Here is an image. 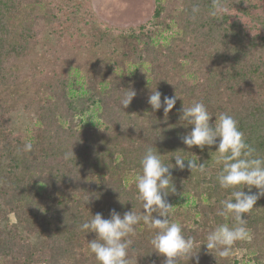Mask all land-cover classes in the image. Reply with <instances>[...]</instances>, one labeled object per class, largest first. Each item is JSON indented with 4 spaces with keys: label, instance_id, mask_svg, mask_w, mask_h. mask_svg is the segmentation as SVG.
I'll return each instance as SVG.
<instances>
[{
    "label": "trees",
    "instance_id": "trees-1",
    "mask_svg": "<svg viewBox=\"0 0 264 264\" xmlns=\"http://www.w3.org/2000/svg\"><path fill=\"white\" fill-rule=\"evenodd\" d=\"M65 2L0 0V264H99L88 248L96 234L79 226L96 213L110 218L112 209L121 216L143 214L134 177L142 174L148 147L168 165L176 153L195 154L205 165L203 173L171 169L176 192L167 197L170 204L185 201L184 211L169 219L196 239L199 264H264V197L243 214L250 237L236 242L230 257L203 245L218 225L235 223L217 212L236 189L218 183L216 146L188 148L180 139L192 130L180 120L182 107L202 101L213 116L210 124L232 115L246 142L264 156V0H224L227 11L220 17L208 14L212 0H157L151 27L126 34L89 23L86 51L96 73L85 80L80 66L65 61L52 76L38 72L28 92H19L15 62L36 47L44 23L55 37L63 35L70 20ZM194 6L200 8L195 18ZM130 87L137 95L124 108L120 98ZM156 88L162 102L178 97L166 122L163 107L153 111L148 103ZM95 107L98 124L85 126ZM17 111L33 113L24 133L13 126ZM26 142L31 152H23ZM72 148L75 157L65 160ZM157 231L141 223L127 237L132 264H163L165 257L150 244ZM179 264L196 262L183 258Z\"/></svg>",
    "mask_w": 264,
    "mask_h": 264
},
{
    "label": "clouds",
    "instance_id": "clouds-1",
    "mask_svg": "<svg viewBox=\"0 0 264 264\" xmlns=\"http://www.w3.org/2000/svg\"><path fill=\"white\" fill-rule=\"evenodd\" d=\"M199 11L198 6L192 8L193 18ZM226 11L224 0H212L208 14L211 17H220ZM126 90L120 98V106L124 108H127L137 95L131 87ZM162 95L156 88L148 97V103L153 111L163 107L166 122L168 113L174 108L178 97L176 94L171 97L164 96L162 102ZM181 111L180 120L186 121L184 126H192L190 132L180 137L182 143L188 148L196 146L201 150L205 146H216L214 152L217 155L214 161L215 165L220 166L218 183L222 188L236 189L231 192L230 199L221 201V208L217 212L219 216L231 215L235 223L232 226L226 223L218 225L207 234L206 243L203 244L209 251H215L220 257L227 258L232 255L236 242L250 237L243 214L250 213L257 200L264 197V156L256 154V150L246 142L238 121L232 115L221 114L214 124H210L213 116L202 101L193 102L188 107L183 106ZM32 149L33 144L26 142L23 152L28 153ZM73 156L72 148L65 151L63 158L69 160ZM171 158L175 159V164H165L162 155L153 147H148L140 160L142 174H137L134 182L138 190L137 199L143 201V214L131 210L121 216L112 209L110 218L105 219L101 213H96L89 221L79 226L81 231L96 234V238L89 241L88 248L99 264H132L128 257L132 241L127 237L134 235L141 223L158 229L150 244L157 254L165 257L163 264H179L183 258L188 261L195 259L196 264H199V251H195L198 242L194 237L184 234L180 223L170 221L174 206L168 202L167 197L176 192L171 169L183 171L187 168L191 173L194 170L203 173L205 165L198 163L199 157L195 154L187 158L176 153ZM245 186L249 189L247 193L242 190ZM253 187L257 189L255 193L251 191Z\"/></svg>",
    "mask_w": 264,
    "mask_h": 264
},
{
    "label": "rangeland",
    "instance_id": "rangeland-1",
    "mask_svg": "<svg viewBox=\"0 0 264 264\" xmlns=\"http://www.w3.org/2000/svg\"><path fill=\"white\" fill-rule=\"evenodd\" d=\"M58 1L60 2V0ZM64 1H66L64 18L67 17L70 20L64 28H59L62 30L63 35L58 38L55 37L53 28L47 27L44 23L41 26L42 36L39 38L36 47L27 58L15 62L19 69V92L27 93L30 83L37 80V74L52 76L54 73L59 72L65 61H72L71 66H80L79 72L86 80L88 76L97 71L96 67L88 64L89 52L86 50L90 45H88L87 40L91 39L89 23H93L102 31L110 34H126L131 31H138L142 26L150 28L157 5V0ZM39 78L40 75H38ZM97 111L95 107L86 114L84 117L85 126L98 124ZM33 120V113L30 112L17 111L12 115L13 126L23 133L31 128L30 123ZM171 205L174 206L171 215H175L177 210L184 211L185 201L180 199L179 202ZM179 206H181V209H178ZM8 220L9 224L15 223V218L12 215L8 216ZM235 256L241 259L244 252L238 251Z\"/></svg>",
    "mask_w": 264,
    "mask_h": 264
}]
</instances>
